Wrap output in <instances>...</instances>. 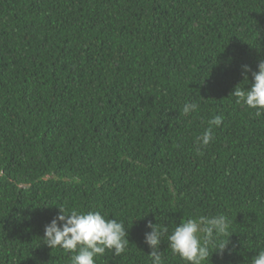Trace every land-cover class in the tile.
Listing matches in <instances>:
<instances>
[{
  "label": "trees",
  "instance_id": "16d2710c",
  "mask_svg": "<svg viewBox=\"0 0 264 264\" xmlns=\"http://www.w3.org/2000/svg\"><path fill=\"white\" fill-rule=\"evenodd\" d=\"M260 60L264 0H0V264H71L42 239L58 207L125 223V251L96 264H152L149 221L168 228L162 264H185L167 235L220 214L208 264H251L264 115L231 93Z\"/></svg>",
  "mask_w": 264,
  "mask_h": 264
},
{
  "label": "clouds",
  "instance_id": "9594fccd",
  "mask_svg": "<svg viewBox=\"0 0 264 264\" xmlns=\"http://www.w3.org/2000/svg\"><path fill=\"white\" fill-rule=\"evenodd\" d=\"M257 69L252 73L251 87L246 90L236 87L231 95L237 98V103L255 109V115L260 117L264 115V60L258 62ZM249 71L251 69L247 65L242 66L244 81L249 82ZM198 108L196 102H188L183 106V113L188 115ZM209 123L219 126L222 118L215 116ZM197 140L201 146H207L213 140L211 129H206ZM58 208V214L45 225L42 239L50 249L60 248L72 253L71 264H96V258L103 256L106 251H112L115 255L125 251L129 240L123 221L106 219L99 211L79 212ZM146 227L150 229L144 233V243L150 249L148 255L152 264H162L159 249L168 228L166 225L157 226L151 221ZM229 228V220L223 214L212 218H188L167 235L168 247L185 264H208L212 249L220 254L226 249L228 240L224 241L222 237L229 236ZM251 264H264V251H259Z\"/></svg>",
  "mask_w": 264,
  "mask_h": 264
}]
</instances>
